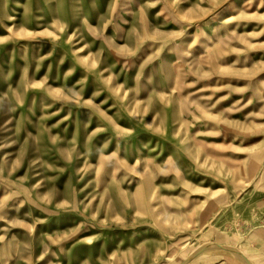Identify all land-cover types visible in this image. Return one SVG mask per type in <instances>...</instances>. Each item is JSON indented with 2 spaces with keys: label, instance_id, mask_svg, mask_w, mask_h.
Instances as JSON below:
<instances>
[{
  "label": "rangeland",
  "instance_id": "rangeland-1",
  "mask_svg": "<svg viewBox=\"0 0 264 264\" xmlns=\"http://www.w3.org/2000/svg\"><path fill=\"white\" fill-rule=\"evenodd\" d=\"M204 248L264 264V0H0V264Z\"/></svg>",
  "mask_w": 264,
  "mask_h": 264
},
{
  "label": "crops",
  "instance_id": "crops-1",
  "mask_svg": "<svg viewBox=\"0 0 264 264\" xmlns=\"http://www.w3.org/2000/svg\"><path fill=\"white\" fill-rule=\"evenodd\" d=\"M257 224H259V222H258ZM260 231H263V229H261ZM207 251H208V250H206V251H204V252H202V253H199L198 255H196V258H195V259L190 260V261H188V262H184V263H185V264H194V263L196 262V259L201 258V256H202L203 254H205Z\"/></svg>",
  "mask_w": 264,
  "mask_h": 264
},
{
  "label": "bare ground",
  "instance_id": "bare-ground-1",
  "mask_svg": "<svg viewBox=\"0 0 264 264\" xmlns=\"http://www.w3.org/2000/svg\"><path fill=\"white\" fill-rule=\"evenodd\" d=\"M233 254L235 255L236 258H238V259H235L236 261L241 260V261L243 262L244 258H243V256H242V254H240V253H238V252H236V251L233 252ZM241 261H240V262H241ZM238 262H239V261H238ZM242 262H241V263H242ZM245 263H246V261H245Z\"/></svg>",
  "mask_w": 264,
  "mask_h": 264
},
{
  "label": "water",
  "instance_id": "water-1",
  "mask_svg": "<svg viewBox=\"0 0 264 264\" xmlns=\"http://www.w3.org/2000/svg\"><path fill=\"white\" fill-rule=\"evenodd\" d=\"M206 250H208V248H204V249H202L201 251H200V253H202V252H204V251H206ZM189 261V260H188ZM188 261H186V262H188Z\"/></svg>",
  "mask_w": 264,
  "mask_h": 264
}]
</instances>
